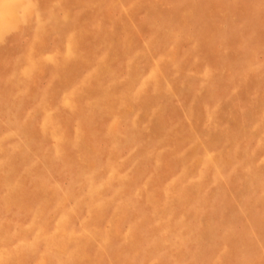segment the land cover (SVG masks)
Here are the masks:
<instances>
[{
  "label": "rangeland",
  "instance_id": "1",
  "mask_svg": "<svg viewBox=\"0 0 264 264\" xmlns=\"http://www.w3.org/2000/svg\"><path fill=\"white\" fill-rule=\"evenodd\" d=\"M0 264H264V0H0Z\"/></svg>",
  "mask_w": 264,
  "mask_h": 264
}]
</instances>
